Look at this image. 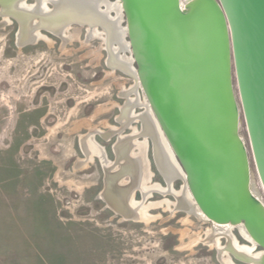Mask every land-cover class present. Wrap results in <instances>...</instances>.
I'll list each match as a JSON object with an SVG mask.
<instances>
[{
  "label": "rangeland",
  "instance_id": "374dc122",
  "mask_svg": "<svg viewBox=\"0 0 264 264\" xmlns=\"http://www.w3.org/2000/svg\"><path fill=\"white\" fill-rule=\"evenodd\" d=\"M119 27L127 29L124 15ZM70 28V37L40 30L44 37L20 45L18 21L0 15V264H222L218 248L206 242L212 223L176 208L173 193L156 191L145 200L148 220L125 219L103 199L104 165L97 154L87 161L82 140L93 135L115 163L120 137L142 130L140 120L128 124L126 115L131 100H137L136 115L145 111L144 95L132 74L109 62V46L118 59L133 58L126 33L121 45L108 46L101 26L95 29L102 37L87 25ZM232 86L252 184L264 204L233 59ZM139 141L147 142L152 183L166 187L152 141ZM183 186L182 179L174 181L176 191ZM133 200L144 201L140 190ZM232 233L251 245L238 227Z\"/></svg>",
  "mask_w": 264,
  "mask_h": 264
},
{
  "label": "water",
  "instance_id": "95a60500",
  "mask_svg": "<svg viewBox=\"0 0 264 264\" xmlns=\"http://www.w3.org/2000/svg\"><path fill=\"white\" fill-rule=\"evenodd\" d=\"M13 1L0 0V6L4 14L18 21L20 35L25 33L26 20L44 21L49 25L38 23L36 29L52 33L50 25L55 19L47 20L43 13L23 17L14 11ZM26 1L22 0V5ZM121 2L128 48L136 64V74L130 73L136 84L141 83L151 104L153 111L148 113L155 120V133L167 138L186 174L195 207L211 223L246 227L257 245L264 248V204L250 183L232 86L233 59L251 149L264 189V0H196L184 8L181 0ZM49 3L53 9L47 14L57 9L53 0H47ZM98 13L103 22L112 20L106 11L100 9ZM65 21L69 26H101L107 36L103 22L84 17H66ZM106 42L108 46L112 43L109 39ZM109 53L110 65L115 67L117 53L110 46ZM155 135L143 132L132 139L146 137L155 152L161 146ZM129 159L116 157L114 167ZM132 165H123L106 178L111 195L106 188L102 192L106 203L127 219L137 218L129 206L137 190L136 181L131 180ZM126 178L129 183L123 184Z\"/></svg>",
  "mask_w": 264,
  "mask_h": 264
},
{
  "label": "bare ground",
  "instance_id": "6f19581e",
  "mask_svg": "<svg viewBox=\"0 0 264 264\" xmlns=\"http://www.w3.org/2000/svg\"><path fill=\"white\" fill-rule=\"evenodd\" d=\"M195 1L196 0H184L181 6L183 8L187 7L190 3H193ZM53 2L56 4L57 9H55V11L53 10L54 11L53 13L49 12L51 14H47L48 11H51V9H49L46 4L47 0H38V3L33 4V5H28V4L22 5V0H15L12 3V7L14 11L21 13L23 17L29 14L40 15L41 13H43V17L47 18V20L52 21V19H55L54 20L55 24L50 25V26H53V28H51V31L53 34L60 36L64 39L67 37V34L69 30L71 29L69 25H66L67 24V22L65 21L66 17H70V18L84 17V19L90 22H94V23L103 22V19L99 15L98 11L102 8L103 5H105L106 10L101 9L102 11H106L107 13H109L111 10H115L118 14V16L116 18H112L111 21L107 20L106 23L103 22L105 23L106 29H107V40L109 39L112 42H118V44L121 45L123 34H125V32L127 31V30L126 31L121 30L120 29L121 26L119 27L120 19L122 16V9H123L121 0H117V2L115 3L109 2L108 0H53ZM4 11L5 10L0 6V15L4 17L5 21H10V18H11L10 15L4 14ZM38 23L49 25L48 23L44 21L43 22L36 21L33 23H29V21L26 20L24 23L26 24L25 33L23 31L21 35L18 34L19 43L22 40L27 41L29 43L36 37L38 39L44 37L40 33V31H38L35 27ZM90 32L92 33L93 36H97V37L103 36L102 33L96 30L95 28H92V29L90 28ZM69 34L68 36L70 37ZM113 63L115 67L127 73L131 72L132 74L133 73L136 74V69L134 68V65H133V59L131 58L129 59L127 58L123 60L115 58ZM135 86L141 89V83L138 82ZM135 90L137 92V89ZM143 95H144V102H141V104L146 109L147 112L142 113L141 115H136L134 113V108H135L136 103L131 102V106L129 105L130 103L128 104V106L130 107L127 106L129 108V111H127V115L125 114L126 118L129 121L140 120L142 122L141 132L140 133L135 132L131 135L121 137L120 141L117 142L116 145L114 146L117 158L121 157V159L124 160L126 157H128L130 159L128 161H120V164L116 166L118 167V169L115 170L116 167H114V162H110L106 160L105 153L103 152L104 150H102V148H100L95 142H93V139L90 137L89 139L87 138L84 140L86 141V143H84L85 145L84 147L88 153V156H89L88 159L90 160L95 154L99 155L100 159L105 164L104 168L106 169L105 171L106 178L111 177L112 175L117 173L123 165L125 166V165H130L131 163H133L132 169H131V172H132L131 180L136 181L137 187L135 189H138L141 191L143 195V199H144V201L136 202L134 200L131 201V195L128 197L130 199L128 201L129 202L131 201V205L129 204V206L130 207L132 206L131 209L133 210L134 214H136V217H137L135 218V220L136 219H145V220L149 219V216H148L149 213L147 212L150 206L144 205L145 200L147 199V196L153 191H162L163 193H168V192L173 193V195L176 197V202L174 203V206L176 208L178 207L179 209H182L188 215H195L197 218H199L200 220L204 222H210V219L201 210L195 207L194 202L195 203L197 202L195 201L193 194L188 188V184L185 179L186 174L183 173L181 166L176 161L174 151L172 150L171 145L168 142L167 138H165L163 135L161 137V134L159 136V134L155 133V127H153V123L155 120L152 119L148 113V110L153 111V109L151 107V104L146 94H144V92H143ZM130 114L131 116H129ZM143 132L148 135L156 134L155 136H157V140L159 141L161 145L159 149L157 147L155 148V152L153 150V153H154L153 155H154V161L156 162V166L158 170L161 172V174L167 181L166 187H163L160 184L149 185L152 172L149 169L150 165H149L148 158H147V142H140L139 138L134 139V141L132 139V137L140 135ZM238 134L240 136L239 131H238ZM179 177L183 180L185 185L183 186L182 190L178 192L173 188V184H174V181ZM106 178H105V188L107 189L106 191L108 192V194H110L111 191H108V179L106 180ZM122 183L123 184L129 183V181L124 182L123 180ZM250 183L254 190V186L252 184V177L250 179ZM254 192L256 191L254 190ZM165 201L166 203L170 204L168 200H165ZM212 225L213 227L211 228L210 233L208 232L209 234L207 235L206 242L207 243L209 242L212 244L213 247L218 248L222 264H235L232 259L233 257H235L236 259H239L240 261L251 263V264H262L264 250L256 253V248L258 247V245L256 241H254V239L249 233V230L246 227L240 224L212 223ZM233 227H238L241 233L244 235L243 237L247 238L251 242V245L240 244L237 238L232 233ZM223 237H225L227 240L226 245L221 244V239Z\"/></svg>",
  "mask_w": 264,
  "mask_h": 264
},
{
  "label": "flooded vegetation",
  "instance_id": "af4514ba",
  "mask_svg": "<svg viewBox=\"0 0 264 264\" xmlns=\"http://www.w3.org/2000/svg\"><path fill=\"white\" fill-rule=\"evenodd\" d=\"M129 116H131V114L129 115ZM128 116V117H129ZM128 120V119H127ZM130 122H134L133 120L132 121H127V123H129L130 124ZM91 138H93V135H91ZM93 159V157L90 159V160H92ZM111 162V161H110ZM149 169H150V166H149ZM152 176H153V173H152ZM152 176H151V178L150 179H152ZM105 176H104V183H105ZM153 183H152V181L150 180V182H149V185H152ZM166 185H167V183H166ZM105 189V188H104ZM153 192H156V191H153ZM152 192V193H153ZM159 192V191H158ZM152 193H150L148 196H147V198H150L151 197V195H152ZM209 243V242H208ZM210 244V243H209ZM219 251V250H218Z\"/></svg>",
  "mask_w": 264,
  "mask_h": 264
},
{
  "label": "crops",
  "instance_id": "0c3cea01",
  "mask_svg": "<svg viewBox=\"0 0 264 264\" xmlns=\"http://www.w3.org/2000/svg\"><path fill=\"white\" fill-rule=\"evenodd\" d=\"M136 101L137 100H131V102L132 103H136ZM136 105V104H135ZM90 138H91V136H90ZM93 142H95V140H94V136H93ZM82 143H83V146H85L84 145V143H86V141H84V140H82ZM96 143V142H95ZM84 149H85V147H84ZM104 152V151H103ZM136 152H138V151H136ZM105 153V152H104ZM105 157H106V154H105ZM106 160H108L109 161V159L106 157ZM87 161H91V160H89V159H87ZM87 161H85V162H83V164H85ZM102 161V160H101ZM102 163H103V161H102ZM103 165L105 166V164L103 163ZM118 169V167H116V169L115 170H117ZM124 182H126V181H124Z\"/></svg>",
  "mask_w": 264,
  "mask_h": 264
}]
</instances>
